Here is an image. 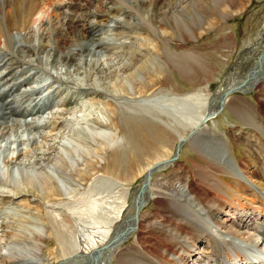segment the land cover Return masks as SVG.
Masks as SVG:
<instances>
[{"label": "rangeland", "instance_id": "374dc122", "mask_svg": "<svg viewBox=\"0 0 264 264\" xmlns=\"http://www.w3.org/2000/svg\"><path fill=\"white\" fill-rule=\"evenodd\" d=\"M111 4L112 1L109 0L107 5ZM129 5L128 11L132 13V20L129 21L130 25L126 27L127 29L132 28L131 32H127L129 34L115 35L118 32V28L114 23H111V30L108 29L102 34V31H98V34L96 33L95 36H88L81 43V46L77 47V50L81 47L80 49L83 48V53L85 54L87 49H92L98 41L101 43L102 39L105 40L103 42H108L109 48L106 51L104 50V52L103 50L101 51L100 56L98 55V64H93V67L91 64H82L76 60L81 64L76 66V70H79L80 74L75 75L71 72L73 73V77L68 80L70 87L65 92H62L63 88L67 87V84L61 85L60 91L62 94L60 91H57L58 89L54 88L56 91L55 96H52L53 98L50 97L51 100H46V103L41 106L43 109L44 107L47 109V115L44 118L46 119V125L43 122L42 130L36 133L33 131L34 135L26 131V148L23 147L24 150L22 151L21 158L23 159L22 163H26L28 172H22L24 184L20 187H28L30 194L33 195L31 199L37 201L42 194L40 188L41 177L33 174L32 170L36 169L39 173L38 170L41 168V165L50 174L52 170L56 178L63 179L66 185L62 186L58 179L55 180L59 194L52 196L49 204L51 202L55 203L57 209L52 212L51 209L46 210L42 208L41 212L37 214L38 211L35 210L36 203L28 199L29 195L18 194L17 197H7L3 196V193H0V213L7 208H17L13 214H18V212L20 214L12 215L15 218H11V220L16 221L19 217L27 216L26 226L28 228L41 224H43V227L44 225L46 226L44 227L42 236H40L42 238H39L38 241L41 264H60V262L66 259L65 253L74 249L76 243L83 239L84 235L92 234L93 230L97 232L107 225L105 221H107L111 212L109 208L112 209V199H114L115 193L121 187H115L110 181H107L106 184L94 183L95 178L98 176H111L123 182H118L119 185L123 184L127 187H133L139 183L144 171H141L142 173L139 172L135 178L128 181L123 178L127 174L130 175V168L126 161L131 156H135L138 162H140L139 168H144L157 159L161 161H159V164L163 163V161L175 154L179 134L185 140L180 148L179 155L174 162L162 169L158 168L159 170L156 169V172H154V176L151 179V198L143 201L144 205L140 209V216H138L141 221V227H133V232L130 235L127 234V236L129 235L128 237L122 236V238L120 237L121 232L118 233V236L113 239V245L116 244L119 247L118 250L134 244L136 239L140 240L150 252H157L155 245H158V242H160L158 248L163 247V241L161 242L162 236L159 235L161 234L159 232L160 229L153 227L150 223L154 218H163L167 215L166 209L159 207L160 204L154 201L158 196L156 191L160 189V184L163 186L173 181L176 183L178 179L184 178L190 181L192 177L190 175L191 172H197L196 166L200 162L199 154L208 155V157L215 160H220L225 155L223 149H227V155H230L227 163L229 165L234 164L239 169V174L244 176L248 184L257 186V179L251 178L252 175L250 176L251 171L256 168V163L251 164L244 159L246 155L249 156L252 147H255L247 139L248 128L250 126L246 127L245 124L238 121L237 115L234 114L226 103L227 100L229 101L236 96L242 103L250 102L251 106H256L259 100L264 101V73L256 81L252 80L249 86H245L247 88L245 90L241 86L231 85L236 80L246 76L256 66L257 58H259L260 53L264 49V0H208L207 3L201 6L200 12L195 10V7L194 9L190 7L192 11L189 8L182 17L175 12L177 7L186 11V6L182 5V1L177 4L167 2L158 8L153 7L151 9L159 17L156 18L155 16L157 20L145 12L144 9L136 7L133 3ZM53 8L54 5L50 7V10L52 11ZM94 8L90 5L88 12H97V8ZM62 10L65 11L66 7H61L60 11ZM140 13H144L142 14L143 17ZM14 20L9 19L8 22L16 24V26L24 25L22 15H15ZM90 20L94 21V18L92 17ZM90 20H87L85 24ZM126 20L128 21V19ZM67 31L59 29L58 32L59 36L64 37V40L62 39L61 41L65 43H68V39L72 34L70 30ZM162 36H166V39L161 42L160 38ZM57 37L58 35L56 36V40ZM14 40L10 43L11 45L14 44L12 49L15 59L13 66L27 68L28 63H32L29 61L31 59L38 62L42 61L30 55L29 48L25 42L19 41L20 39ZM17 44H21L23 47L26 46V49H28L26 50V57L18 52L17 47L19 48L21 45L18 46ZM156 45L157 48L154 49ZM97 50L100 52L99 48ZM88 55L96 57L94 51ZM76 56L78 57L79 54ZM93 57H90V59L93 60ZM77 62L75 64H78ZM38 64H41L40 67ZM44 65L45 63L34 62V67L36 66L39 70L35 71L36 74L34 71L31 74L38 77L41 70H44ZM47 67L52 69L50 66ZM90 67H92L91 73L89 72ZM28 72L26 71V73ZM85 75L91 76L85 77ZM12 76L14 79L17 78L14 74ZM76 77L87 79L86 82L89 87L87 84H83L81 90H76L74 87ZM94 78L96 81H100L101 84L97 91H95L97 84L92 85V83H95ZM88 79L93 80L89 81ZM120 82L124 85L120 95L126 98L140 93L143 96L154 94L156 98L161 99L164 97L166 100L168 96H172L173 94L188 93L198 89L212 94L219 91L215 90L220 85H222V88H225L224 94H226V90L235 88V91H231L226 97L222 93L221 99L225 100L222 101L223 105L221 109L219 107L218 113L214 118L207 120L208 122L206 121V123L204 122L206 124L205 130L198 132L199 129L196 131L195 129H190L194 124L192 119L190 121L188 119L182 121L186 126L181 123L179 124L177 120L170 119L167 114H162L160 110L153 111L152 108L155 104L141 103L137 106H128L123 102L120 109L115 108L113 103L117 105V102L112 96L119 91V88L113 84H121ZM55 85L57 86L59 83L56 82ZM85 87H88V94L83 92L86 89ZM14 90H11L9 93L11 94ZM69 90H72L71 94H75V98L69 99L71 96ZM73 90L76 93H73ZM16 93H20V91ZM68 93L67 100H64L63 97H66ZM141 95L140 98L142 97ZM3 97L0 94V103L5 107L4 104L7 105L9 101L5 99L3 102ZM54 99H60V104L55 105V107L51 105ZM50 105L52 108H49L51 107ZM14 107L17 108V103H14ZM36 111L37 109L34 110V113ZM17 113L18 111L15 110L13 114L10 112L6 114L7 116L16 117ZM16 118L18 119L19 116ZM161 120L169 124L170 127L161 123ZM240 125H242V128ZM10 126L14 127L12 124ZM134 127L141 128L148 135H152L156 127H161L165 132V136L163 140L155 139L156 145L154 149L146 148L142 144L138 145L133 140L131 130H134ZM64 130L65 133H63ZM100 131L102 132L100 133ZM236 134L243 137L245 141L238 139ZM110 136L120 140L117 152H120L122 156L121 163L123 164L118 169V173L113 175L107 172L113 150L103 140V138ZM217 136L227 139L224 142L225 147L223 144L217 143ZM12 159H15V155L12 156L11 151L5 150L0 154L1 162ZM59 160H61L64 167L67 166V172L62 168L52 165V163H57ZM4 176L5 180L10 179V175L5 174ZM11 177H15L13 170ZM189 178L190 180H188ZM195 178L192 183H194L196 191L200 192L198 187L201 188L204 185ZM15 183L17 184V182ZM15 183L11 182L9 187H16ZM204 188L207 187L205 186ZM94 199L98 201H93ZM110 200L111 203L109 202ZM105 209L110 212H105ZM106 213H109V215ZM1 221L2 219H0ZM2 225L0 227V242L3 240L5 242V239L10 234L6 233L4 235L3 231L4 229L10 230V228L4 227V223ZM113 232H115V229H113ZM27 247L28 245L26 244ZM115 255L113 258L109 253L107 257L105 256L104 260V253H100L95 264H100V261H103V263L109 261L107 264H120L117 259L118 256L116 255V257ZM92 256L85 255V258L81 260L82 264H89L88 261ZM134 264L137 263L135 262Z\"/></svg>", "mask_w": 264, "mask_h": 264}, {"label": "bare ground", "instance_id": "6f19581e", "mask_svg": "<svg viewBox=\"0 0 264 264\" xmlns=\"http://www.w3.org/2000/svg\"><path fill=\"white\" fill-rule=\"evenodd\" d=\"M108 1L109 0H0V94L4 96L3 102L5 99L9 101L7 105L4 104L5 107L0 103V154L8 150L11 151L12 156L15 155V159L10 161L1 162L0 160V193H3V196L17 197L18 194H24L29 195L28 199L33 201L31 199L33 195L30 194L29 188L20 187L24 184L22 172H28L26 163H22L23 159L21 158L23 154L22 151L24 150L23 147L26 148V131L34 135V132L36 133L42 130L43 122V124L46 125V119L44 118L45 115H47V109L44 107V110L41 106L44 105L46 100L50 99V97L55 96V89H58V92L60 91L61 85L67 84V87L65 89L63 88L62 92H65L68 87H70L68 85V80L73 77V73L75 75L80 74L79 70H76V66L81 65L78 62L82 64H91V66L93 64H98L101 51L103 50L104 52V50L106 51L109 48L108 42L105 43L103 42L105 40L102 39L103 41H101V43L98 41L99 44L96 43L92 49H87L85 54L83 53V48L80 49V47L77 50V47L81 46V43L88 38V36H95L98 31H102V34L108 29L111 30V23H114L118 28V32L115 35L129 34L132 29H127V25H130L129 21L132 20V13L128 11V8H130L129 4L131 3L138 8L144 9L145 12L155 19V16L156 18L159 17H157L156 13L151 9L153 7L158 8L167 2L177 4L182 1V5L186 6V11L178 7L175 10L176 14L180 17H182L190 7H193V9L195 7V10L200 12L202 9L201 6L208 2V0H110L112 4L107 5ZM52 4L54 8L51 11L50 7L53 6ZM90 5L97 8V12H88V7ZM63 6L66 7V10L60 11V8ZM191 9L192 8H190V10ZM18 14L22 15L24 25L16 26V24L8 22L9 19L14 20V16ZM92 17L94 21L90 20ZM123 18L125 19L123 20ZM126 19H128V21ZM87 20L90 21L85 24ZM182 20L184 21L183 18ZM14 21L13 23H15ZM59 26L61 27L59 28ZM59 29L66 32H68L67 30L71 31L72 34L68 39V43L61 41L64 37L59 36ZM57 35L58 37L56 40ZM166 36H162L160 41H165ZM14 39H20L19 41L25 42L29 48L30 55L42 61L38 62L31 59L29 61L32 63H28L27 68L13 66L15 61L13 57L14 52H12L14 44L11 45L10 43H12ZM98 48L100 52H98ZM156 48L157 45L154 49ZM17 49L19 53L26 57V50H28L26 46L23 47L21 45V47H17ZM92 51H94L96 57L88 55L91 54ZM78 54L79 56L77 57L76 55ZM188 56L190 57V55ZM75 57H77V59H75ZM86 57L88 58L86 59ZM90 57H93V60L90 59ZM76 60H78V62ZM261 60H264V56H262ZM34 62L45 63L43 67L44 70L40 68L41 72L38 77L37 75L35 77L31 74L33 71L35 73L36 70H39L37 68L39 64L36 65L37 67H34ZM76 62L78 64H75ZM261 63L262 65L256 74L252 71L253 74H250L251 77L249 79H247V76H249L248 73L231 85L235 84L241 86L243 90L247 89L245 86H249L252 80L256 81V79L263 75L264 68L262 67H264V61H261ZM259 64L260 61L256 63V66L258 67ZM47 66H50L52 69H49ZM92 67H90V73ZM22 70L29 72L26 73V71ZM13 74L17 77L16 79L13 78ZM87 76L85 75V77ZM86 81L87 79L76 77L74 80L76 83L74 85L76 90H81L83 88L82 85L87 84ZM94 81L95 83H92V85L97 84L95 87V91H97L101 84L100 81H96L95 78ZM56 82L59 83V85L56 86ZM113 85L119 88V91L115 94L118 96H112L117 102V105L113 103L115 108L120 109L123 102L128 106H137L141 103L150 105L155 104L152 108L153 111L160 110L162 114H167L170 119L177 120L179 124L185 125V123L182 122L183 120L188 119L190 121L192 119L194 124L190 129H195V131L199 129L198 132L205 130L206 121L217 115L219 107L221 109L223 105L221 97L225 89L220 85L215 90L219 91L212 94L205 93L203 90L198 89L193 92L173 94L172 96H168L165 100L164 97L161 99L156 98L154 94L151 96H143L140 93H136L133 97H122L120 93L123 91L122 87L124 85L122 83H114ZM88 87H85L86 89L83 90L84 93L88 94ZM13 89L15 90L10 94L9 92ZM17 91H20V93H16ZM71 92L72 90L70 94ZM73 93H76V91L74 92L73 90ZM67 95H69V93L66 94V97H63L64 100H67ZM74 95L71 94L69 99L75 98ZM140 95L142 96L141 98ZM224 97H226V94H224ZM60 99H54L51 105L55 107V105L60 104ZM259 102H262V100H259ZM259 102L256 106H251L249 104L250 102L242 103L236 96L229 101L227 100L226 103L234 114L237 115L238 121H241L246 127L250 126L248 128L247 139L252 142L255 147L251 146L252 150L249 156L246 155L244 159L251 164L256 163V168L251 171L250 176L252 175L251 178L257 179V186L248 184L244 176L239 174V169H237L234 164L229 165L227 163L230 156L227 155V149H223L227 157L224 155L220 160H215L208 157V155L199 154L198 157L200 162L198 163L199 165L196 166L197 172H191V180L190 178L188 179L190 181L184 178L185 180L178 179L176 183L173 181L169 184L165 183L166 185L163 186L160 184L161 190L157 189L156 191L158 196L154 201L160 204L159 207L166 209L167 215L163 218H154L150 223L153 227L160 229L159 232H161V234L159 235L162 236L161 242L163 241V247L158 248L160 243L158 242V245H155V248L157 247V252H150L140 240L136 239L134 244L126 248L122 247L118 250L119 247L116 244L113 245V239L118 236V233L121 232L120 237L127 236V234L130 235L133 232L132 229L136 226L141 227V221L138 218L141 214L140 209L144 205L143 201L151 198V179L156 169H158L154 168V165L160 161L157 159L152 164L144 168H139L140 162H138L135 156H131L130 159L126 161L130 168V175L127 174V176L123 178L131 181L139 172L144 171L139 183L133 187H127L123 184L119 185L118 182H123L111 176H98L94 179L93 182L97 184H106L107 181H110L115 187H121L117 192L115 191L114 199H112V209L109 208L111 212L107 210L110 212V215L106 213L109 215V217L107 215L108 219L106 218L107 221H105L107 225L97 232L93 230L95 229L93 228V231L90 230L92 234L88 231L90 235H84L83 239L76 243L74 249L68 250L69 252L65 253L66 259L60 262V264H78V262L82 264L81 260L85 258V255H93L88 262L89 264H95L100 253H104V260L105 256L107 257L109 253L113 258L116 254L120 264H134L135 262L137 264H264V101L262 103ZM14 103H17V108L14 107ZM49 108H52V106ZM35 109H37V111L34 113ZM164 109H166V111H164ZM15 110L18 111V119L16 118L17 116H7V112L13 114ZM208 114L209 116L206 118L205 116ZM8 123H10V125L12 124L14 127H11ZM161 123L170 127L169 124L162 120ZM240 127L242 128V125H240ZM101 132L102 131H100V133ZM63 133H65V130ZM152 133V135H148L144 130L138 127H134V130H131L132 138L138 145L142 144V146L146 148L154 149L156 145L155 139L163 140L165 132L161 127H156L155 131ZM237 138L241 139V141L243 139V137L239 135ZM103 140L104 143L111 146V150H113L111 155L112 159L110 160L109 169L107 170L109 174L113 175L118 173V169L123 165L121 163L122 156L120 152H117L120 140L113 138V136L103 138ZM226 140L227 139L224 137H216L217 143L223 144L224 147V142H226ZM179 141H183L182 144L185 142L181 134H179ZM243 141L245 140L243 139ZM115 150L116 152H114ZM52 165L62 168L67 172V166L64 167L61 160L57 163H52ZM12 170L15 173V177H11ZM38 171L39 173L36 169L32 170L33 174L37 177H41L40 188L42 194L37 201H33L36 203V205L34 204L35 210L38 211L37 214L41 212L42 208L46 210L51 209L53 212L57 209L56 204L52 202L49 204V201L52 196L59 194L55 180L58 179L62 186L66 185L63 179L56 178L52 170L51 174L46 172L43 165H41ZM5 174L10 175L9 180L4 179ZM194 177L204 185L203 187L201 186V188L198 187L200 192L198 190V192L196 191L194 183H192ZM11 182H17V184L15 183L16 187L10 188L9 184ZM100 186L102 187V185ZM205 186L207 188H204ZM65 192L64 194H66ZM95 200L96 199L93 201ZM31 201L30 203H32ZM109 202L111 203V200ZM16 209L13 207L7 208L0 213V219H2L0 227H2L4 223V227L10 228V230L2 228L4 229V231L2 230L3 234L6 235V233H9L10 236L5 239V242L4 240L0 242V264H41L38 241L46 226L44 225L43 227V224H41L28 228L26 226L27 216L19 217L16 221L11 220V218H15L13 216L20 214L18 212L19 210L16 211L18 214H13ZM107 211L105 209V212ZM113 229H115V232H113ZM26 244L28 245L27 248ZM108 262L103 263V261H100V264H107Z\"/></svg>", "mask_w": 264, "mask_h": 264}, {"label": "water", "instance_id": "95a60500", "mask_svg": "<svg viewBox=\"0 0 264 264\" xmlns=\"http://www.w3.org/2000/svg\"><path fill=\"white\" fill-rule=\"evenodd\" d=\"M260 57L259 58H257V61L256 62H258V61H260V64H259V66L257 67V66H255V67H253L250 71H249V76H247V79H249L251 76H250V74L252 73V71H253V73L254 74H256L258 71H259V69H260V67H261V65H262V63H261V59H262V56H264V51L263 52H261L260 53V55H259ZM254 69H255V72H254ZM252 73V74H253ZM235 89V88H234ZM234 89H230V90H227L226 91V95H228V93H230L231 91H233ZM224 99L222 98V101H223ZM208 116H209V114L208 115H206L205 117L206 118H208ZM183 142V141H182ZM182 142H178L177 143V146H176V153H175V155H173L171 158H169L168 160H166V161H164L163 163H161V164H159V162H157L155 165H154V168H159V169H162L163 167H165V166H167V165H169L170 163H172V162H174V160L177 158V156L179 155V151H180V147H181V145H182ZM161 162V161H160ZM167 164V165H166ZM159 166V167H158ZM153 168V169H154ZM158 169V170H159Z\"/></svg>", "mask_w": 264, "mask_h": 264}]
</instances>
